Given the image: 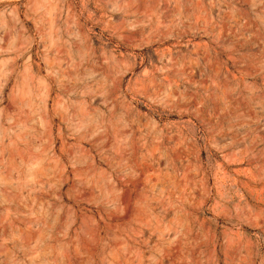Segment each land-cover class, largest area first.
<instances>
[{
    "label": "rangeland",
    "instance_id": "rangeland-1",
    "mask_svg": "<svg viewBox=\"0 0 264 264\" xmlns=\"http://www.w3.org/2000/svg\"><path fill=\"white\" fill-rule=\"evenodd\" d=\"M0 264H264V0H0Z\"/></svg>",
    "mask_w": 264,
    "mask_h": 264
},
{
    "label": "bare ground",
    "instance_id": "bare-ground-1",
    "mask_svg": "<svg viewBox=\"0 0 264 264\" xmlns=\"http://www.w3.org/2000/svg\"><path fill=\"white\" fill-rule=\"evenodd\" d=\"M159 70V69H158ZM147 72V71H146ZM182 78V77H181Z\"/></svg>",
    "mask_w": 264,
    "mask_h": 264
}]
</instances>
